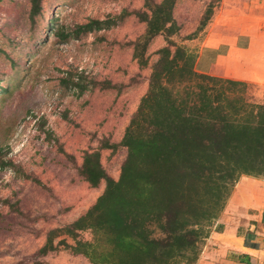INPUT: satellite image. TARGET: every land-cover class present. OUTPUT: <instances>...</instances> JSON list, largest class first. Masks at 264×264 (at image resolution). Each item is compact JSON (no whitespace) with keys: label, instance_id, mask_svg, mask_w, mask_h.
Wrapping results in <instances>:
<instances>
[{"label":"rangeland","instance_id":"1","mask_svg":"<svg viewBox=\"0 0 264 264\" xmlns=\"http://www.w3.org/2000/svg\"><path fill=\"white\" fill-rule=\"evenodd\" d=\"M210 1L177 0L180 28L146 46L142 39L145 66L135 52L147 0H41L36 16L31 0L0 2V264H91L64 246L44 256L39 249L105 189V180L92 186L79 172L86 152L100 151L119 177L127 149L109 145L122 140L146 93L157 50L172 39L197 52L211 28V19L200 27ZM248 83L260 99L262 87Z\"/></svg>","mask_w":264,"mask_h":264},{"label":"trees","instance_id":"2","mask_svg":"<svg viewBox=\"0 0 264 264\" xmlns=\"http://www.w3.org/2000/svg\"><path fill=\"white\" fill-rule=\"evenodd\" d=\"M218 1L207 5L201 28ZM31 2L36 16L41 0ZM176 2L147 0L137 13L146 22L135 52L142 66V39L146 46L179 30ZM157 53L122 140L109 145L127 149L119 177L107 173L100 151L86 152L79 172L92 186L105 180V189L83 214L48 231L40 256L64 246L91 264H195L240 177L264 178V99L249 96L247 81L200 71L198 53L172 39Z\"/></svg>","mask_w":264,"mask_h":264},{"label":"crops","instance_id":"3","mask_svg":"<svg viewBox=\"0 0 264 264\" xmlns=\"http://www.w3.org/2000/svg\"><path fill=\"white\" fill-rule=\"evenodd\" d=\"M197 49L198 63L216 76L262 87L264 0H220ZM195 264H264V178L243 175L209 227Z\"/></svg>","mask_w":264,"mask_h":264}]
</instances>
